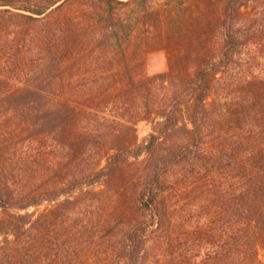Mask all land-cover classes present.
<instances>
[{
    "label": "trees",
    "instance_id": "obj_1",
    "mask_svg": "<svg viewBox=\"0 0 264 264\" xmlns=\"http://www.w3.org/2000/svg\"><path fill=\"white\" fill-rule=\"evenodd\" d=\"M0 264H264V0H0Z\"/></svg>",
    "mask_w": 264,
    "mask_h": 264
},
{
    "label": "rangeland",
    "instance_id": "obj_2",
    "mask_svg": "<svg viewBox=\"0 0 264 264\" xmlns=\"http://www.w3.org/2000/svg\"><path fill=\"white\" fill-rule=\"evenodd\" d=\"M140 37L143 36L142 34ZM139 39V41H142ZM169 54L166 50H150L143 55L144 60V71L145 75L149 78H152L157 75L164 74L168 71L169 65ZM152 134V125L148 122H140L136 125V135L138 137V143L144 144L149 140L150 135ZM48 204L42 205L37 209V211L42 212Z\"/></svg>",
    "mask_w": 264,
    "mask_h": 264
}]
</instances>
